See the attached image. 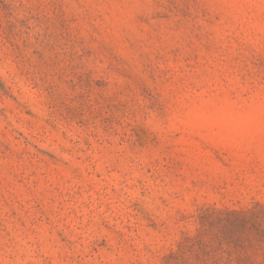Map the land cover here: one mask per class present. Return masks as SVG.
<instances>
[{"label": "rangeland", "instance_id": "1", "mask_svg": "<svg viewBox=\"0 0 264 264\" xmlns=\"http://www.w3.org/2000/svg\"><path fill=\"white\" fill-rule=\"evenodd\" d=\"M233 210H264V0H0V264H228Z\"/></svg>", "mask_w": 264, "mask_h": 264}, {"label": "trees", "instance_id": "2", "mask_svg": "<svg viewBox=\"0 0 264 264\" xmlns=\"http://www.w3.org/2000/svg\"><path fill=\"white\" fill-rule=\"evenodd\" d=\"M219 222L231 226L232 232L238 233L237 239L222 251L227 255L228 264H264L257 263L249 255L251 250L264 249V210L220 212ZM223 249V248H221ZM230 249V250H229Z\"/></svg>", "mask_w": 264, "mask_h": 264}]
</instances>
